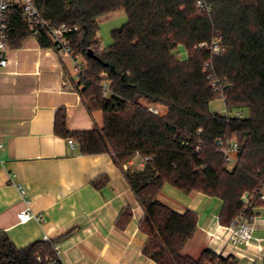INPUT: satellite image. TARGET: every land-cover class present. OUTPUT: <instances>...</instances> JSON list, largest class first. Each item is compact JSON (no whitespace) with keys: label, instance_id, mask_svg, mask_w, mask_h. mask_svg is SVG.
Listing matches in <instances>:
<instances>
[{"label":"trees","instance_id":"trees-1","mask_svg":"<svg viewBox=\"0 0 264 264\" xmlns=\"http://www.w3.org/2000/svg\"><path fill=\"white\" fill-rule=\"evenodd\" d=\"M196 1L37 0L47 21L78 28L71 47L86 64L77 88L86 108L103 114L102 129L70 133L58 112L55 132L76 139L83 155L113 156L144 212L143 255L156 264H236L208 250L198 260L182 255L198 217L161 203L165 185L222 200L225 227L242 213L253 219L254 209L264 207L257 199L250 207L241 201L264 185V0H210L211 15L198 10ZM120 11L128 21L103 48L98 20ZM7 35L10 49L29 37L20 13L9 15ZM215 39L222 41V54L196 49ZM41 46L49 43L43 40ZM180 46L185 60L178 57ZM215 79L217 91L211 86ZM218 99L236 114L211 112ZM151 106L161 107L163 114L149 112ZM219 140L242 146L232 168L219 152ZM137 157L144 167L124 170ZM131 219L132 211L125 209L117 226L124 229ZM56 245L37 241L19 250L0 234V264H62Z\"/></svg>","mask_w":264,"mask_h":264},{"label":"crops","instance_id":"crops-1","mask_svg":"<svg viewBox=\"0 0 264 264\" xmlns=\"http://www.w3.org/2000/svg\"><path fill=\"white\" fill-rule=\"evenodd\" d=\"M75 66L27 37L0 68V234L19 250L56 241L62 264H156L143 255L144 212L113 156L83 155L76 139L55 132L58 112L70 133L103 128L102 112L83 103ZM141 161L135 158L124 170L142 169ZM158 200L198 217L183 256L198 260L208 250L236 264H264V207L254 209L251 239L234 243L232 229L220 224L222 200L170 185ZM27 209L39 219L22 223L19 214ZM125 209L132 219L121 229L117 221Z\"/></svg>","mask_w":264,"mask_h":264},{"label":"built area","instance_id":"built-area-1","mask_svg":"<svg viewBox=\"0 0 264 264\" xmlns=\"http://www.w3.org/2000/svg\"><path fill=\"white\" fill-rule=\"evenodd\" d=\"M196 7L206 15H211L213 11L210 0H197ZM12 12L20 13L22 21L30 32L28 38L35 40L40 46L43 40L48 42V47H41L47 49L55 55L70 57L76 64L75 68L78 76L83 73L84 65L77 63L78 57L74 55L71 47V36L74 32L78 31V28H71L66 24L55 26L47 21L38 5L37 0H0V68H7L9 65L10 48H8L7 32L8 17ZM196 49L199 51L208 50L212 55H220L224 50L222 41L220 39H215L211 43L199 44ZM218 85L219 79L213 80L211 86L214 91L218 90ZM149 112L155 115L160 114L158 108L154 106L149 108ZM226 116H229L228 112H226ZM69 145L74 147V141L69 140ZM216 145L219 148V152L230 164V167L235 166L238 162V155L242 147L241 144L238 141L225 144L222 140H219L216 142ZM0 147H3V145H0ZM21 193L24 194L25 190L21 189ZM254 199L264 202V185L257 193H245L241 198V201L245 207H250L251 201ZM19 219L22 223H25L32 219L38 220L39 217L35 216L27 209L26 211L19 214ZM253 219L249 218L245 213H242L236 219V221H234L230 227L232 229L231 238L234 243H247L251 239ZM55 250L57 252V248H55Z\"/></svg>","mask_w":264,"mask_h":264},{"label":"rangeland","instance_id":"rangeland-1","mask_svg":"<svg viewBox=\"0 0 264 264\" xmlns=\"http://www.w3.org/2000/svg\"><path fill=\"white\" fill-rule=\"evenodd\" d=\"M127 21H128L127 15L124 11H120L114 14L104 16L98 20V23H99L98 37H99V40L103 48H108L112 45L113 43L112 32L114 30L122 28L127 23ZM102 47H101V50L103 49ZM177 53L179 54V57L181 59L185 60L187 58L186 49L183 46L178 47ZM83 60H84V64H86L84 58L79 59L78 61L79 64H82ZM209 107H210L211 112L213 113H219L222 115H226L227 110L225 107V102L222 99L213 101ZM158 110L163 114L164 111L161 107H159ZM229 114L234 116L236 113L234 112V113H229ZM242 116L248 117V113L244 112ZM141 162L145 163L143 159ZM135 169H139V166L136 165Z\"/></svg>","mask_w":264,"mask_h":264},{"label":"water","instance_id":"water-1","mask_svg":"<svg viewBox=\"0 0 264 264\" xmlns=\"http://www.w3.org/2000/svg\"><path fill=\"white\" fill-rule=\"evenodd\" d=\"M91 55H92V53H91Z\"/></svg>","mask_w":264,"mask_h":264}]
</instances>
